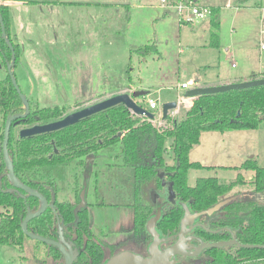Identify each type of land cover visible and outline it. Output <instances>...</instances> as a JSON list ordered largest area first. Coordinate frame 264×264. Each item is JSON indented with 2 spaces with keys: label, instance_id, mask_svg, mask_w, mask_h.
Wrapping results in <instances>:
<instances>
[{
  "label": "rangeland",
  "instance_id": "1",
  "mask_svg": "<svg viewBox=\"0 0 264 264\" xmlns=\"http://www.w3.org/2000/svg\"><path fill=\"white\" fill-rule=\"evenodd\" d=\"M13 1L23 4L5 6L8 32L18 48L14 68L17 85L33 105L66 108L62 117L120 88L146 92L145 97L135 99L145 108L147 99H157L159 105L176 102L183 94L176 85L192 84L195 79L201 83L248 80L253 74H264V16L256 7L237 10L236 0L228 1L230 4L216 14L217 47L210 45L211 18L193 26L179 24L172 11L159 8V0H73L75 6L66 3L72 0ZM81 1L104 5L78 6ZM149 45H155L156 51L137 53ZM7 75L0 54V80ZM206 135L210 134H204L201 145L190 151V161L203 158L205 163L198 161L204 168L188 172L189 187L200 178H215L228 185L236 180L237 168L245 158L228 141L221 145L222 151L217 149L220 143L207 144ZM120 151V144L99 150L91 163L85 198L91 232L107 244H118L131 236L132 208L125 205L133 201L132 172L123 167ZM250 154L259 156L258 165L264 167V145L254 146ZM215 158L217 161H211ZM165 160L172 164L169 155ZM43 172L44 180L55 184L58 201L70 200L77 181L84 182V170L77 161L46 166ZM242 177L245 184L233 188L215 206L246 198L264 203L253 194L247 175ZM148 188L156 189L153 184ZM0 213H5L1 207ZM43 263L51 264L41 242L25 238L22 248L0 246V264Z\"/></svg>",
  "mask_w": 264,
  "mask_h": 264
},
{
  "label": "trees",
  "instance_id": "2",
  "mask_svg": "<svg viewBox=\"0 0 264 264\" xmlns=\"http://www.w3.org/2000/svg\"><path fill=\"white\" fill-rule=\"evenodd\" d=\"M0 15L14 49L16 65L18 48L8 32L7 7L0 6ZM210 26V45L217 47L219 22L211 19ZM154 51L155 45H149L138 49L137 53L146 55ZM0 54L5 62L10 61L11 52L2 38ZM257 77L250 76L251 79ZM29 105L30 113L20 121L21 127L59 118L66 111V108L57 106L40 108L31 103ZM18 113H23V106L7 75L0 80V207L5 211L0 213V246L22 248L27 237L21 232L20 224L27 208L31 211L38 208V200L31 197L23 199L20 197L21 192H7L11 186L6 177L1 151L5 120L9 115ZM152 120L148 117H135L122 106H117L50 135L20 139L15 133L16 128L12 126L8 153L15 176L56 206L54 211L46 209L40 217L29 221L27 230L42 238L56 240L57 228L59 225L63 226L64 234L76 235L79 246L85 243L73 264H104L102 249L108 246L103 241L96 243L88 221L82 214H79L78 224L72 225L73 209L67 203L55 200V185L50 180H44L46 174L43 169L46 166L67 165L72 158L88 157L92 152L96 153L118 143L121 145L122 165L132 172L135 200L131 240L141 244V250L147 252L151 237L146 232V223L156 211V206L148 202L145 194L151 184L161 194L165 193L168 185L172 187L175 203L163 207L155 229L160 238L175 236L184 215L182 205H186L190 213H200L215 206L233 188L245 184L242 175L238 173L236 180L228 185L220 184L215 178H200L194 187H189L188 172L204 168L199 163L190 162L189 153L198 145L203 133L253 131L264 124V86L198 97L192 107L166 129L156 127ZM169 121L170 118L166 120ZM51 139L55 146L69 144L68 150L72 153L67 155V160L53 154ZM166 155L172 160L171 165L166 162ZM237 170L253 172L247 184L256 197L259 195L264 199V168L259 167L254 160H246ZM197 222L199 225H195L194 232L203 243L230 241L233 235L240 246H251L205 249L197 264H264V249L261 248L264 247V203H257L256 198L236 199L211 216H202ZM123 245L126 244L120 243L114 249L118 248L120 251ZM45 247L51 264L62 260L55 247ZM113 253L111 252V256Z\"/></svg>",
  "mask_w": 264,
  "mask_h": 264
},
{
  "label": "water",
  "instance_id": "3",
  "mask_svg": "<svg viewBox=\"0 0 264 264\" xmlns=\"http://www.w3.org/2000/svg\"><path fill=\"white\" fill-rule=\"evenodd\" d=\"M2 4H3V0H0V6ZM0 31H1V38L4 39L6 45L8 46L11 52V59L9 62H6L8 77L23 106V113L9 115L6 118L4 124V133H3L1 151H2L5 170L7 172L6 177L9 185L11 186L10 189L7 190V192L9 193L21 192L22 194H20V197L23 199H25L26 197H31L38 200V208L35 211H31L29 208H27L25 217L23 218L20 224L21 232L29 239L35 240L37 242H41L47 246L55 247L62 256V264H73V262L78 257L79 252L75 247L74 243L64 237L62 226L59 225L57 228L56 240L42 238L40 236L30 233L27 230V224L29 221L40 217L46 211L47 207L53 208L54 206L51 203L49 204L47 199L37 190L24 184L15 176L13 163L8 153V140H9L10 129L12 126L17 128L18 129L17 135L20 139L51 134L66 129L68 127L77 125L83 120H86L94 115H97L99 113H102L108 109L117 106H122L124 109H126L129 112H132L137 116H146L151 119L152 114L146 111L144 108L137 105L135 102V99L140 97H145L146 92L143 91H135L132 93L123 92L111 96L107 99L101 100L92 105L81 108L80 110L68 114L59 120L46 124H34L28 127H21L20 121L24 120L29 115L30 105L27 97L21 93L14 76L15 53L12 44L6 34V30L1 15H0ZM259 86H264V77L259 79L247 80L240 83H231V84L209 86V87H195L186 91L184 96L188 98L191 97L198 98L207 95L220 94L228 91L242 90V89L259 87ZM175 108H176L175 102H167L162 104L161 119L165 120L168 117L169 111L174 110ZM166 191H167L166 202L170 204H174L175 194L172 190L171 185L167 186ZM84 194H85V190L83 189L80 194V204L73 211L75 216L74 224L78 222V216H77L78 212L85 205ZM229 203H222L220 206H215V208L213 206L209 210L200 213H190L187 206L182 205L184 215L180 221L179 232L175 236L176 240L174 244H172L170 247L166 248L163 251L160 250L159 248L160 244L171 241L173 237L160 238L159 234L156 232L155 225L156 222L159 220L162 211V205L158 206L156 208L155 214L146 223V232L151 237V242L147 248V256H142L140 254H136L129 250H123L115 253L113 256L108 258L104 262V264H176L174 258L170 260V258L174 257L175 255H182V256L189 255L191 257H195L199 255L201 251L209 248L240 246L236 242L234 236L232 235V239L230 241H221L216 243H203L200 241L199 247H196L194 251L191 253L187 252L190 249L187 245V242L191 241L193 238L186 237V234H188L193 229L194 222L199 218H201L202 216L205 215L211 216L215 212L224 208ZM52 210L54 211V209ZM211 232L216 233L217 231H211ZM240 247L250 248L251 246H240ZM261 248L264 249V247Z\"/></svg>",
  "mask_w": 264,
  "mask_h": 264
},
{
  "label": "crops",
  "instance_id": "4",
  "mask_svg": "<svg viewBox=\"0 0 264 264\" xmlns=\"http://www.w3.org/2000/svg\"><path fill=\"white\" fill-rule=\"evenodd\" d=\"M198 0V2L203 5V6H206V7H209L210 9H212L213 11V16L211 19H214L217 21L216 18V14H218L220 12V9H222L223 7L226 8L225 5L230 4L228 1L230 0ZM239 2V4L236 6V9L237 10H240L242 8H245V7H249V8H252V7H256L260 10V13H261V16H264V0H236ZM67 4L69 5H73L75 6V3L72 1H69V2H66ZM223 3V4H222ZM3 5L4 6H7L8 8L12 7V6H22L23 4L18 2V1H13V0H3ZM78 6H97V5H104L102 3H99V2H78L77 3ZM160 8V7H159ZM176 18V17H175ZM210 19V20H211ZM177 20V18H176ZM210 20H209V25H210ZM178 22V21H177ZM179 23V22H178ZM180 24V23H179ZM56 38V37H55ZM254 75V74H253ZM258 77L257 78H260V77H264V74L263 73H260L259 75H257ZM240 80H246V77L245 78H239ZM238 78L236 79H233V80H220V81H212V82H204V83H201L200 81H198L197 79H195L192 84H189L190 85V88L193 87V85L195 86H199V87H209V86H219V85H225V84H231V83H239V80ZM248 80H251V78H247ZM247 81V80H246ZM179 86L180 85H176V89L177 90H180L179 89ZM129 92V93H132L134 91H139L138 89L136 90H131L128 88H120L118 90H113L107 94H104L102 97H100L99 99L97 100H104V99H107L111 96H114V95H117V94H120V93H123V92ZM182 91V90H181ZM183 92V91H182ZM185 95V91L183 92L182 96ZM26 97H28L27 95H25ZM146 104V102H145ZM204 134H210V135H206V143L207 144H211V143H215L216 145L218 143H220V147L217 148V149H220L221 151L223 150V147L221 145L225 144V141H228V143H231L233 145H236V147L238 148V151H239V156L243 159L244 157V160H242L241 164H239V167L246 161V160H254L256 161L257 165H258V159H259V156L257 158V155L254 154H250L253 147L254 146H258L259 145H264V125H261L257 130H253V131H231V132H224V133H219V132H206V133H203L201 134L200 136V140H199V143L197 146H200L201 145V141H202V136ZM263 137V140H260V137ZM118 144V143H117ZM196 146V147H197ZM241 152H244V153H241ZM121 153V151H120ZM191 153V152H190ZM190 153H189V156H190ZM121 158V157H120ZM190 160V158H189ZM198 161L202 162V163H205V160L203 158H200ZM198 161H194L195 163H199ZM211 161H217V159H213ZM192 162V161H190ZM214 163V162H213ZM201 165V164H200ZM214 165H218V164H214ZM203 166V165H201ZM213 166V165H212ZM259 166V165H258ZM204 167V166H203ZM216 167V166H214ZM261 167V166H259ZM208 168H211V167H208ZM264 168V167H262ZM200 170V169H199ZM238 173H240L242 176L243 175H247V178L246 179H251L252 175H253V172H243V171H240L238 170ZM153 193L157 194L158 197L160 196V194L156 191V189H152V188H148L146 189V194H147V197L146 199L148 200L149 203H151L152 205L153 204V201L151 200V196H153ZM58 197V192L56 194V198ZM73 199V195L71 196L70 200ZM133 204H134V196H133V201L128 204V205H125V206H129L132 208V215H133Z\"/></svg>",
  "mask_w": 264,
  "mask_h": 264
},
{
  "label": "flooded vegetation",
  "instance_id": "5",
  "mask_svg": "<svg viewBox=\"0 0 264 264\" xmlns=\"http://www.w3.org/2000/svg\"><path fill=\"white\" fill-rule=\"evenodd\" d=\"M94 104V103H93ZM92 105V104H91ZM77 106V105H76ZM89 106V105H88ZM95 116V115H94ZM64 117V116H63ZM62 116L61 117H59V118H56V119H51V120H48V121H46V122H37V123H35V124H46V123H50V122H53V121H56V120H59V119H61V118H63ZM75 126V125H74ZM73 127V126H72ZM69 128V127H68ZM17 129V128H16ZM67 129V128H66ZM64 130V129H63ZM62 131V130H61ZM59 132V131H58ZM54 133H56V132H54ZM51 134H53V133H51ZM73 134H78L77 132H73ZM46 135H50V134H46ZM94 138V137H93ZM50 143H51V145L53 146V154H55V155H59L60 157H63L64 158V160H67V158H68V156L67 155H69V154H71L72 152L70 151L69 152V150H68V148H69V144H60V145H57V146H55V144H54V140H50ZM98 152L99 151H97L96 153H90V156H88V157H83V158H72V160H70V162L67 164V165H69L70 163H72V162H78V165L80 166V167H82L83 168V170H84V176H83V184L81 185V184H78V181H77V183H76V188L74 189V192H73V199L72 200H67V201H58L57 200V198H56V194H57V188H56V186H55V188H56V194H55V200L57 201V202H59V203H67L68 204V206L71 208V209H73V211H74V209L80 204V194H81V191L84 189L85 190V196H84V200H85V198H86V191H87V184H88V182H89V180H90V176L92 175V165H91V163L93 164L94 162H95V160H96V157L98 156ZM67 165H61V166H67ZM55 185V184H54ZM157 191V190H156ZM132 192H133V189H132ZM159 194H160V196L158 197V195L157 194H155V193H153V196H151V200L153 201V204H154V206H156V208L158 207V206H161L162 205V209H163V207L165 206V207H167V204H170V203H167L166 202V196H167V191H166V188H165V193H163V194H161L160 192H158ZM133 196H134V194H133ZM134 200H135V198H134ZM236 200V199H235ZM49 204L51 203V204H53V208H49V207H47V209H56V206L54 205V203L53 202H48ZM173 205V204H172ZM86 209H87V205H86V200H85V205H84V207L83 208H81V210L78 212V214H77V216H78V222H79V214L81 215H83V217H86V219H87V221H88V217H87V214H86ZM73 216H74V213H73ZM74 220H75V216H74ZM132 221H133V216H132ZM78 222L76 223V224H74V221H73V223H72V225H77L78 224ZM89 224V223H88ZM198 224V222H197V220L194 222V224H193V229L188 233V234H186V237H192L193 239L191 240V241H189V242H187V245H188V247L190 248L187 252L188 253H191V252H193L194 251V249L196 248V247H199V245H200V239H198V237L196 236V234H195V225H197ZM199 225V224H198ZM63 227V226H62ZM90 227V226H89ZM132 223H131V227L129 228V231H130V237L128 238V239H126V240H124L123 242H121V243H125L126 245H125V247L123 246L122 248H123V250H132V251H135V252H137V253H139V254H141L142 256H145L146 254H147V252L146 253H144V251H142L141 250V244H138V242H135V241H132L131 239H132V236H133V234H132ZM90 231H91V229H90ZM92 233V232H91ZM63 234H64V232H63ZM93 234V233H92ZM94 236V235H93ZM176 236V235H175ZM175 236H173V239L171 240V241H169V242H164V243H161L160 244V246H159V248H160V250H165L166 248H168V247H170L172 244H174V242H175V240H176V237ZM64 237L66 238V239H68V240H70V241H72L73 243H74V245H75V247L77 248V250H78V252H80V250H82L83 249V246H84V244L85 243H83L82 245H78L79 243H78V240H77V237H76V235H74V234H72V235H68L67 233L66 234H64ZM95 237V236H94ZM96 238V243H99L100 241H103V240H101V239H98L97 237H95ZM168 238V237H167ZM108 247H104L102 250H103V260L104 261H106L108 258H110L111 256H110V254H111V252L113 251V252H116V251H118L119 249L118 248H116V249H114V247H116V245H119L120 243H118V244H107L105 241H103ZM202 242V241H201ZM132 245V246H131ZM113 247V248H112ZM202 252L203 251H201L200 252V254L199 255H197V256H195V257H191V256H189V255H186V256H182V255H175L174 257H172V258H170V260H172L173 258L175 259V261H176V264H197V263H199L200 262V260H201V254H202ZM117 253V252H116ZM113 256V255H112ZM54 264H62V260L61 261H59V262H57V263H54Z\"/></svg>",
  "mask_w": 264,
  "mask_h": 264
},
{
  "label": "built area",
  "instance_id": "6",
  "mask_svg": "<svg viewBox=\"0 0 264 264\" xmlns=\"http://www.w3.org/2000/svg\"><path fill=\"white\" fill-rule=\"evenodd\" d=\"M159 7L165 11H172L180 24H190L193 26L195 23L206 21L213 16L212 9L199 4L198 0H159ZM261 49H263V47ZM195 87L199 86L193 85L192 88ZM192 88H190V85L186 83H183L179 86V89L183 92H186ZM196 99L197 98L194 97L188 98L180 95V97L175 102L176 108L169 111L168 117L165 120L161 119V105L158 104L157 99H147L145 104L146 107L144 109L152 114L151 119H153V125L158 128L166 129L172 126V122L174 120L180 118L183 114H185L192 107ZM129 113L135 117H146L137 116L132 112ZM168 118H170V121L166 122ZM262 261L264 262V259Z\"/></svg>",
  "mask_w": 264,
  "mask_h": 264
}]
</instances>
